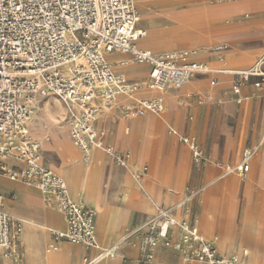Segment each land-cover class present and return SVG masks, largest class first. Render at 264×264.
<instances>
[{
  "label": "crops",
  "instance_id": "crops-1",
  "mask_svg": "<svg viewBox=\"0 0 264 264\" xmlns=\"http://www.w3.org/2000/svg\"><path fill=\"white\" fill-rule=\"evenodd\" d=\"M236 1L224 0L210 3L207 0H169L166 2L172 7L178 3L181 4V2H185L187 5L204 3L208 6H216L221 4L217 10L219 11L218 16H220L218 21L213 25L203 27L217 26L224 22L235 21L243 16H250L251 20L258 23L253 28L246 30L221 29L202 32L185 40L183 46L173 42V50L163 47L156 51H149L155 55L187 52L186 45L192 43L194 44L192 49H197L199 52L195 54L196 56L187 52L185 61L206 64L211 72L189 78L183 84L182 89H168L166 91L168 96L164 97L165 111L156 114L157 117L148 143L149 159L144 162L142 167L147 169L145 173L139 171L138 169L142 168L136 165L144 149L145 119L143 116L145 115L138 116L141 117L140 120L128 116L130 119L123 123L120 118L122 113L118 112L116 115V112L119 106L126 112V107L131 104L124 97H119L114 108L111 111L103 112L95 123L96 130L103 133L105 145L111 147L117 155H128L126 165L123 167H116L113 157L101 150H93L89 162L86 163L70 139V127L65 129L68 134L54 127L49 130L48 148L42 149L40 162L42 166L56 173L66 182L72 200L83 202L96 211L94 221L96 240L102 251L119 243L128 233L142 228L155 217L156 212H153L152 208L154 207L156 210L161 207L168 210L175 219L187 220L197 233L199 232L208 240L213 241V245L220 255L224 257L237 256L242 263L248 258L246 249L237 252L229 249L227 253L223 254L217 249L218 238L222 235V231L219 230L225 228V223L222 222L220 228H217L215 237H210L199 229L202 228V220H200L199 228L196 227L195 221L199 214V201L204 200L205 203H209V199L220 188L224 179L238 176L237 174L225 176L224 168L236 166L240 162L242 151L246 149L259 147V151L264 141V83L258 89L255 84L259 80L252 78L241 87L239 96H237L232 91L234 77L225 73V71L230 70L247 69L253 61L256 63L258 58L264 57V0L258 2L244 0L239 7L236 5V8L229 4ZM255 8H259V10L255 11ZM226 15H231V17L226 18ZM138 23L140 24L139 21ZM138 23L136 30L146 33L144 29L139 27ZM146 39L147 35L135 43L139 50H150L142 44ZM260 41H262V46L249 49L243 47L247 42ZM139 42H141V47H138ZM109 56L116 58L109 60ZM130 58L129 55L117 52L105 56L106 62L110 65L112 72L114 70L115 75L122 76L128 83L145 85L151 70L149 65L146 64L147 68H139L145 69V74L133 72L130 75L127 74V77L123 75L126 73L125 71L118 69L126 61L131 62ZM142 81L145 83L141 84ZM212 82L215 83L214 86H211ZM205 93H208V99L205 97ZM154 95V93L145 90L139 95V98H149ZM238 97L241 98L240 103L236 101ZM178 99L181 100V103L176 101ZM48 101L50 104H54L52 98ZM36 106L34 118L39 111L38 105ZM76 111L77 108L74 112ZM165 113L167 115L164 121L162 115ZM228 115L232 118H229ZM67 122L70 126V115ZM124 125L126 129L123 132ZM29 129L34 138L32 126H29ZM243 132H245V136L242 139ZM182 137L197 138L196 141L202 153L201 162H193L190 150L180 142ZM32 140L36 141L35 138ZM54 140L60 144L61 151L56 148ZM153 160H158L160 165L156 173L149 172ZM132 162L135 165H132ZM128 164L130 167L132 166L133 170H138L137 177L132 175V170L127 166ZM8 165L17 166L12 162ZM253 168L254 176H257L260 164L254 165L253 161L246 175ZM140 182V190L146 198L143 201L136 195L137 184ZM241 186L242 191H244L245 182H242ZM252 191L253 205H255L261 189L255 185ZM193 193L196 194L194 196L195 201L191 206H188L189 201L186 202V200L191 199V197L187 199L186 197ZM0 195L4 199V212L18 224H20L18 222L20 217L17 211H21L55 231H65L66 224L63 216L55 208L46 207L43 204L41 194L37 189L20 182H12L0 174ZM243 199H245L244 196ZM243 203L239 205L238 215L232 228L237 236L244 233V230L249 231L252 235H257L258 229L255 225L244 224L242 221L245 204ZM6 207L12 213L8 212ZM189 208L191 212L186 213ZM141 232H144V229H141ZM260 232L264 242V220ZM179 234L180 232L177 230L175 236L177 237ZM50 240L59 245L58 254L62 264H83L84 259H93L98 254L94 247L86 248L64 241L55 243L52 234ZM109 240L110 244L108 243ZM251 247L254 250L252 245ZM16 250L21 256L20 263L4 258L3 250H0V261L2 260L3 264H29L28 250L26 244L21 242L20 236L16 242ZM244 252H247L246 255H243ZM251 260L253 264H264V243L260 252L253 251L251 253ZM97 264L197 263H184L175 251L163 249L155 252L154 259L150 263H144L137 248V241L130 237L119 244L115 259H104Z\"/></svg>",
  "mask_w": 264,
  "mask_h": 264
},
{
  "label": "built area",
  "instance_id": "built-area-1",
  "mask_svg": "<svg viewBox=\"0 0 264 264\" xmlns=\"http://www.w3.org/2000/svg\"><path fill=\"white\" fill-rule=\"evenodd\" d=\"M138 21L133 0H0V174L37 189L43 204L63 216L66 229L52 232L55 243L95 247L96 211L72 200L66 182L42 166L40 145L27 128L37 110L36 93L42 90L77 108L70 115L69 136L84 162H89L93 150H101L124 165L128 155L115 154L105 145L103 133L96 130L99 116L111 111L119 97L131 102L126 107L130 118L161 114L165 91L178 90L189 78L211 72L206 64L186 62L187 52L155 55L139 50L135 43L146 33L136 30ZM113 52L129 55L133 63L149 65L146 84L128 83L115 75L105 60ZM225 73L234 77L232 91L237 96L252 78L259 80L255 84L259 89L264 83V57L247 69ZM145 90L155 95L139 98ZM205 97L209 98L208 93ZM236 101L240 103L241 98ZM180 142L188 147L194 163L202 161L194 137H182ZM256 150L242 151L240 162L227 173L244 177ZM11 162L17 166H9ZM3 202L0 195V250L4 258L20 263L16 250L20 224L4 212ZM176 230L180 232L177 237ZM130 237L137 241L144 263H150L155 252L163 249L175 251L182 262L243 264L237 256L220 255L187 220L179 221L161 207L142 228L93 259H84L83 264L115 259L119 244Z\"/></svg>",
  "mask_w": 264,
  "mask_h": 264
},
{
  "label": "bare ground",
  "instance_id": "bare-ground-1",
  "mask_svg": "<svg viewBox=\"0 0 264 264\" xmlns=\"http://www.w3.org/2000/svg\"><path fill=\"white\" fill-rule=\"evenodd\" d=\"M133 1L135 3L136 7H137V4H138V7L140 9V14H141L142 21L140 20V14H139V11H138L139 22L141 21V24L150 33L148 39H146L142 43L143 46L149 48L150 50H148V49H146V50L151 51V52L152 51H156L158 49H161V48L158 47V42L160 40H157V39L153 40V38H152L153 34L157 33L159 31V27L162 26L160 22L163 21L164 19L160 21L159 18L164 17V18L167 19V21H177V22H182L183 21L184 22V19H182L183 16L181 14H171L170 12H168L166 10V8H162V7H155L153 9L154 0H137V1L133 0ZM258 1H260V0H258ZM258 1H255V2H258ZM136 2H137V4H136ZM236 5L238 7L240 6L238 4H232V6L234 8H236ZM220 7L221 6L214 7L212 9V11H211L212 12L211 14L213 16L217 17L219 15L218 14L219 11H217V10ZM194 8L198 9L199 13L201 12V14H204V15L207 14L208 8L204 7V5H202L201 3L198 4V5H195ZM259 8H257V9L259 10ZM263 8H264V6H263ZM137 10H138V8H137ZM146 35H147V32H146ZM140 43L141 42L138 43V47H141ZM190 45L191 44H187L186 47H188ZM187 52H189L191 55H193V54L195 55L196 53L199 52V50L192 49L191 51H187ZM202 57H203V55H202ZM126 63H129V64L127 65ZM126 63H123L118 68L120 71H125L126 72V73L123 74L124 76L127 77V74L130 75L133 72L134 73H138V74L139 73L140 74L141 73H143V74L146 73L145 69L144 70L143 69H139V68H147L146 64L131 65V64H135V63L127 62V61H126ZM113 72H114V70H113ZM144 83H145V81L141 82V84H144ZM183 87H181V89ZM167 96H168V92L165 91L164 92V97H167ZM50 98H52V100H53V103H54L53 105L50 104L49 101H48ZM36 101H37V105H38L39 111H38L36 117L34 118V120L28 124V130H29L30 137L32 139L35 138L37 143L40 145V149H41V146L44 149V148H48L47 140H48V135H49L48 132H49V130L52 127H54V128H57L59 130H62L64 132H66V130L69 127L67 119H68L69 115H71L76 110V107L67 105L61 99H59L57 97H54V96L50 95L49 93L43 92L42 90H40V91H38L36 93ZM176 101L178 103H181V100H179V99L176 100ZM118 112L122 113L120 118H121V121L124 123L125 122L124 120L126 119V116L128 117V115L126 114V112H124V110H122V108L120 106H119L118 111L116 112V115L118 114ZM146 114H154V113H146ZM146 114H144V115H146ZM166 115H167V113L162 115V118L164 119V121L166 119L165 118ZM141 116H143V115H141ZM155 118L156 117L144 118L145 119V129L143 131V135L148 129H153V126H154V123H155ZM29 126H32L34 138L31 136V132H30ZM115 128H116V126H115ZM66 134H68V133L66 132ZM244 136H245V132H243V134H242V139L244 138ZM38 140L42 141V145L40 144V142ZM54 143H55L56 148L59 151H61V146L57 142V140H54ZM258 149H259V147L257 148V150H256V152H255V154L253 156V160H252L254 162V165L258 164V163L260 164V170H259L258 175L254 176V168H253L252 171L248 174V179L246 181L232 179L230 181L222 182V185L220 186V188L217 189V191L214 192L217 195V197L224 196L225 194H234V193L241 192L242 189H243L242 186H241L242 182H245V190L244 191H246L248 189V187L251 185V183L257 180L258 176L260 175V173L264 169V141L262 142V145H261L259 151H258ZM41 151H42V149H41ZM41 157H42V153L40 152V161H41ZM115 165L118 166V167H123L126 164L124 163V165H121V164H117L115 162ZM127 166H129V164ZM228 167H230V166H227L225 176L226 175H230V174H236L234 172L228 174L227 173L228 169H231V168H228ZM159 168H160V166L157 164V165L153 166L150 169L149 172H153V173L155 172L156 173ZM138 170L143 172V173H145V170H147V169L142 168V169H138ZM138 170H133V176L137 177V174H138L137 171ZM118 179L120 180V178H118ZM140 185H141V182H140V184H138V187L136 189V195L138 197H140V199L143 201L146 198H145V195L140 190L141 189ZM3 189H4V186H3ZM187 198H189V197H186V199ZM246 200H249L250 203H251L252 199H251V197H248V199H246ZM188 201H190V198L186 200V202H188ZM251 206H252V204H251ZM6 208H7L8 212L12 213L11 210L8 207H6ZM232 209H233V207H232ZM152 211L156 212L154 207L152 208ZM231 211L232 210L230 208L229 211L226 213V212H224L222 206H220L218 208V211L216 212L215 217L212 219V223H208L207 222V216H209V214L207 212V208L206 207L203 208V213H202V217H201L202 228L200 227L201 232H205V230H207V229L218 230L217 228L218 227L220 228V226L222 225L221 223L222 222L225 223V228L222 229V230L221 229L219 230V231H222V234L224 235V239L221 242H217V244H216L217 249L219 250V252L221 254L227 253V251L229 249H232L234 252L237 251L236 250L237 249L236 236H235L234 232L231 231L232 229L230 230V227H229L230 225L227 224L228 217H230L232 215ZM17 212H18L19 217H20V220L18 222L21 224L20 225V233H21V235H20V233L18 234L17 241H18V238L20 236L21 242L26 244V248L28 250L27 259L29 261V264H62L61 263L62 261L59 260V254H58L59 245H56V244L52 243L51 240H50V233L48 232L50 230V227L45 225V224H43V223L40 224L36 220V218H34L32 216H28V215L24 214L21 211H17ZM188 213H189V210H188ZM263 220H264V203H262L260 205L259 209L254 210L253 207L250 208V210H249V212L247 214V222L246 223L247 224H251V225H255L257 227L258 231H257V235H252L248 231L247 235L241 239L244 242L248 243V247H246L244 249H246L248 251V255H249L248 258L246 259V261L243 262V264H253L252 260H251V253L253 251L260 252V248L263 247V243L264 242H263V237H262L261 232H260L261 224H262ZM201 236L204 237L202 234H201ZM204 239L208 240L206 237H204ZM44 241H45V243H43ZM208 241H210V240H208ZM109 242H110V240L108 241V243ZM210 242L212 244H214L213 241H210ZM253 242L255 243L254 250L251 247ZM68 247L71 248L70 246H68ZM94 249H96V251H98V253H100L102 251L100 249L98 243H97V240H96V246L94 247ZM236 255L239 256L240 254H236ZM72 258H73V256H72ZM184 263H190V262H184Z\"/></svg>",
  "mask_w": 264,
  "mask_h": 264
},
{
  "label": "rangeland",
  "instance_id": "rangeland-1",
  "mask_svg": "<svg viewBox=\"0 0 264 264\" xmlns=\"http://www.w3.org/2000/svg\"><path fill=\"white\" fill-rule=\"evenodd\" d=\"M167 1H169V0H154L153 9L155 7H162V8H166V10L168 12H170L171 14H181L183 16L182 19H184V22L183 21L182 22L167 21V19L164 17L159 18L160 21L164 19L163 21L160 22L162 26L159 27V31L157 33L153 34L152 38H153V40H156V39L160 40L158 42V47L161 49L163 47H168L167 49L173 50V46H172L173 42L179 43L181 46H183V42L185 40L189 39L190 37H192L194 35L202 33V32H209V31L221 30V29H245L246 30V29L253 28L258 23L254 20H251L250 16H243V17H241L235 21L224 22V23L217 25V26L203 27V26H207V25H213L218 21V19H219L218 17H220V16H217V17L213 16L211 14L212 13L211 11L214 7L220 6L221 4H218L216 6H208L204 3H202V5H204V7L208 8L207 14L204 15V14H201V12L199 13L198 9L194 8L195 5H198V3H195V4L193 3L191 5H187V3L185 4V2H181V4L178 3L175 7H172V6H169L166 4ZM221 1H224V0H211V1L207 0V2H210V3L221 2ZM225 1H234V0H225ZM255 1H258V0H255ZM242 2H244V0H237L236 2H232L229 4L240 5ZM137 7H138V4H137ZM138 9H139V7H138ZM255 11H258V9L255 8ZM139 12H140V9H139ZM225 17L230 18L231 15H226ZM140 20L142 21L141 14H140ZM141 21H140L139 27L144 29L147 32V39H148L150 33L146 30V28H144V26L141 24ZM190 44H191L190 46L186 47V51L192 50V46L194 44H192V43H190ZM262 45H263L262 41H260V42H247L243 45V47L245 49H249V48L259 47ZM108 58H109V60H113L116 57L115 56H109ZM261 58H263V56L258 58V60ZM253 62L249 65V67H251L252 64H254ZM147 117H157V115L156 114H147V115L143 116V118H147ZM228 117L232 118L229 115H228ZM140 118L141 117H137L135 119L140 120ZM129 119L130 118L126 116V119L124 121L126 122V120H129ZM125 128H126V126L124 125L123 126V132H124ZM152 130L153 129H148L143 135L144 136V139H143L144 149H143L142 155L140 156V158L136 164L138 167L142 168L144 162L149 159V154H148L147 148H148V143L150 140ZM38 141L42 145V141H40V140H38ZM183 148H186V147H183ZM41 149H43L42 146H41ZM238 155H239V152L237 153V157H238ZM132 164L135 165L133 162H132ZM157 164L159 165L158 160L151 161L150 169ZM116 167H118V166H116ZM130 168L132 170L131 172L133 175L132 166ZM226 168H227V166L224 168V172L226 171ZM239 177L240 176H232V177H229L227 179H224L223 182L224 181H230L232 179H237V180H241V181H246L248 179V175H245L244 177H240V178ZM255 185L259 186V188L261 189V192L259 193V199L256 203L257 205L256 204L253 205V191H252V189L255 187ZM137 187H138V184H137ZM194 196L191 197L190 201L188 202V206H191L194 203V201H195ZM243 196L245 197V199H243ZM248 197H251V199H252L251 203L249 200H246V199H248ZM242 202L245 203V204L243 203L244 208H243V212H242V221L244 224H246L247 214H248L250 208L253 207L254 210L259 209L260 205L262 203H264V169L262 170V172L258 176L257 180L252 182L246 191H241V192L234 193V194H225L224 196H219V197H217V195L214 193L213 196L209 199V203H205L204 200L199 201V208L200 209H199V214L195 220L196 225H197L196 227L199 228V225H200L199 223H200V220L202 217L204 207L207 208V212L209 214V216H207V222L212 223V219L215 217L216 212L218 211V208L220 206H222L224 212H226V213L229 211L230 208L232 210L231 211L232 215L230 217H228L227 224L230 225L229 226L230 230L232 229L231 231L234 232L232 226H233L234 220L236 219V217L238 215L239 205ZM251 204H252V206H251ZM232 207H233V209H232ZM188 210L190 213L191 209L189 208ZM54 231L55 230H53L50 227V230L48 231L50 233V236H51V233ZM216 231L217 230L207 229V230H205V233L210 237H215ZM247 232H248L247 230H244V233H241L239 236H237L236 233L234 232L236 239H237V249H236L237 251L238 250L241 251L244 248L248 247V243L241 240L243 237H245L247 235ZM223 239H224V235L222 234L221 237L218 238V242H221ZM252 245L255 248L254 242L252 243ZM68 246H70V245H68ZM262 248L263 247H261L260 250ZM237 251H235V252H237ZM193 262H195V261H193ZM196 263L201 264L198 262H196ZM0 264H3L2 260L0 261Z\"/></svg>",
  "mask_w": 264,
  "mask_h": 264
}]
</instances>
